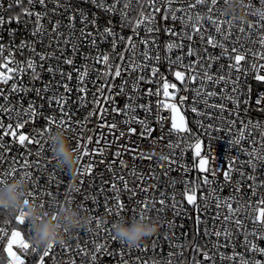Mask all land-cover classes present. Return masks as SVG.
I'll use <instances>...</instances> for the list:
<instances>
[{
    "label": "built area",
    "instance_id": "obj_1",
    "mask_svg": "<svg viewBox=\"0 0 264 264\" xmlns=\"http://www.w3.org/2000/svg\"><path fill=\"white\" fill-rule=\"evenodd\" d=\"M104 2L111 5L113 0H104ZM0 3L4 5L3 8H0V15H3L5 20H7L9 16H14L16 13L20 12V8L17 7L11 10L8 9L7 6L9 3H12V0H0ZM243 3L244 5L251 3L254 6L252 8L244 7L246 14L245 19L241 20L237 16L233 19L234 15L223 16L220 12H215L214 18L218 17L223 20H232L229 38L223 41L226 47L230 49L235 43L242 52L248 49L259 51L261 50V46L258 41L261 36H264V27H262V25H264V20H261L258 15H254L253 12L261 8V2L260 0H243ZM141 4L144 5L145 13L152 11L145 0H140V4H138L136 0H132L130 8L125 10L128 13L127 20L131 22L128 23L121 18L119 11L107 13L102 8H98L93 0H59V6L55 0H46V9L39 4V0H35L33 5H29L27 0H24L23 6L25 8H29L33 12L48 11L49 13V15L42 20L47 32L45 33L42 43H35V52L30 51L27 47L23 49L19 47L22 41L33 42L36 39L31 34L34 28L33 22L35 16H22L19 23L15 21L12 23L6 22L3 26H0V44L5 46L4 52L0 54V65L4 63V58L9 57V52H11L14 62L9 66L19 67L23 64L25 68L23 74L17 75L16 80L18 86H21L19 82L22 81V86L28 89L27 92L9 95L7 106H15L16 110H22L27 109L29 103H33L40 113L34 120L23 117L27 119L28 122L25 124L24 129L19 130L24 134H30L34 141L39 140V144L33 143L32 145L20 146L18 143L13 142L11 137H5L3 141H0L10 147V151L3 153L5 159L0 161V173L15 167L17 172L8 178V182H11L12 179L22 176L25 171H31L33 173L32 177L30 179L25 178L29 183V190L34 192V195L38 197L35 200L37 202H43L45 208L49 210L58 205V203L67 196L70 195L73 197L74 206L82 208L84 214L92 217V221L88 228L76 230L67 234L65 242L71 246L72 251L76 249L78 241L81 247L86 244L88 250L93 248V240H96L97 243L107 244V251L98 254V264H124V261H127L128 264H154V262H156V264H167L168 253H177L180 251L183 252V256L174 255L172 257L173 264H195L196 261L201 260V257L198 252L193 251L194 245H200L203 250L209 251V254L213 255L212 249L217 243L218 238L211 233L214 227L217 229L221 227L223 223L222 217L226 212V209H220L221 219H215L217 209L215 208L213 193H215L216 196L228 197L233 192L234 182L241 180L239 174L241 171L252 174V168L245 163L249 159L247 152H251L253 148H255L257 150L256 154L264 155V151H261L264 141H262L260 135L264 127L257 129L249 127L245 129L244 125L239 123L236 116H232V119L237 120V123L235 126L229 127L226 124L220 123L218 120L213 121L212 115H218V110H207L209 111L208 117H198L191 111L192 102L196 99L193 89L200 87L199 79L195 83H189L187 89H185V86L176 81L173 75L174 71L178 70V65H173L170 61L176 60L177 56L184 57V64L194 61L196 56H187L190 43L199 55L205 56L203 51L204 45L200 42L199 37H194L192 42L185 39L183 41L185 45L183 49L174 48L171 52H168L165 45L169 40H174L176 43H180V41L175 37L169 36L164 31L147 34L144 31L143 25H141L138 30V38L134 37V42L137 45L135 56H133L131 52L125 51L127 47L126 41H118L117 47L115 51H113V37L108 36L104 38L102 36L104 29L106 27H111L116 37L122 36L127 38L128 36H132L133 25L136 19L139 18ZM216 7L218 9H225L226 5L223 3V0H218ZM117 8L122 9L123 2L117 5ZM52 9H56L55 15L52 14ZM194 11L203 13L206 12V8L198 7ZM81 13L87 17L89 23L85 24L81 22ZM73 14L76 15L74 27L68 23V17ZM156 19L159 22V27L163 29L165 27L164 22L160 21L159 16H157ZM56 20L61 21L63 27L60 31L63 32L65 36L74 33V42L77 43L78 52L73 53L71 45H61L60 47L63 49L62 55L55 44H53L52 47L48 46V33L51 31V23H49V21L55 23ZM92 21H95V23L93 24ZM167 24L168 26H173L171 20H169ZM249 24H252L254 27L249 29ZM204 25L206 28L211 27L206 21ZM174 26L177 31H180L182 27L179 22ZM223 27L226 30V34H228L227 25L225 24ZM241 27L245 29L244 32L240 31ZM84 28H86L88 32L93 33V37L96 40L95 46L91 45V38H89V41H75V37H79L81 29ZM212 31L214 33V29H212ZM189 32H191V29H189ZM146 36L149 39L155 40V44L149 45V54L151 57L159 55V62L155 59L144 61L142 53L145 51V46L139 43V40ZM217 39H220V37L217 36ZM254 41L256 43H253ZM53 51H55V56L59 57V59L41 61L39 55H37L38 53L48 54ZM220 51L219 48L212 49L209 47L208 54L219 56ZM120 53H123L125 56L123 64L119 59L118 54ZM102 54H108L110 56V63L121 65L122 75L124 79L128 81L124 87V94L115 96V105L106 103L104 97L109 94V88L112 89L113 94L118 92L119 89L115 86L122 84L123 81L121 78L113 80L112 77L109 76L107 84H105V78L100 74L107 71V69L103 63H97L95 60L97 55ZM64 57L72 58L74 63L72 65L64 64ZM29 58L35 61L36 75L39 76V79H34L32 71L27 69L26 62ZM130 60H134L136 64H147L148 67L144 69L143 72H125L124 68L128 66ZM228 63L229 60L226 56L221 58L218 63L213 66L211 70L212 73L215 74L221 65H227ZM249 63H251V57H249ZM153 66L159 69L155 77L151 76V68ZM49 67L62 70L65 76L61 77L59 71L55 73L48 72L47 69ZM0 70L3 69L0 68ZM77 70H79V72H87L83 83H80L78 80ZM114 70L113 68V73ZM225 71H227L226 68ZM197 72H199V69H197ZM68 73L72 74V79L70 81L67 80ZM140 75H144L146 80L151 79L152 82L140 81V91L135 92L132 89V83ZM200 75L202 76V73H200ZM254 76L255 74L252 73L249 68V73L241 77V87L243 88L244 94L241 95L239 119H242L245 124L251 121L253 124L258 122L264 126V99H260L259 104L256 103L260 94L264 93V82H257ZM165 78L170 83H176L177 87L181 89V91L176 94L177 101L181 95H186L188 97L187 102L180 105L181 113L185 116V121L189 129L187 133H170L171 113L166 109H158L157 107V101L164 100L162 83ZM12 82L13 81H9L8 85L0 83V89H4L5 94H8ZM64 83H67L68 87L72 89L71 92L65 93L62 87ZM45 85L49 86V91H41V93L37 95L36 89H43ZM231 86V83L228 84L227 88H225L223 84L216 85L215 89L206 86L204 90H215L217 93L230 92ZM79 87H86L87 93L79 92ZM101 87H103V95L97 91V89ZM249 87L251 88L250 96L247 95ZM149 89H151L153 93L159 90L161 93L160 96L147 95L146 93ZM170 91L173 90L170 89ZM61 95L66 98L64 110L71 115V125L66 122L61 126L59 123L62 114L53 97H59ZM129 95L134 97V103L136 105L143 104L150 106V112H145L143 109L136 107L132 115L136 116L138 119L145 120L149 127L155 129L152 136H162V140L153 143L151 139L141 138L139 133L143 131V126L133 123L131 127L136 128L137 134L128 135L126 138H122L119 141H113V137L108 132V129L99 127L102 121L99 120L98 115H93L89 118L86 128L81 129L80 125L76 123L77 121H83L90 112L94 110L98 111L94 102L97 98L100 100V107L110 109L112 106H119L123 108V106L128 103ZM82 97L84 98L83 103L81 102ZM245 99H248L250 102L244 104L243 100ZM199 100L200 102L197 104L198 110L201 112L206 111L205 105L202 102L203 96H201ZM221 102L225 103L229 110L225 113L227 118L231 115V110L233 109L232 103L222 101L220 95L209 100L210 104H219ZM5 103L3 98L0 97V104ZM158 114L163 118L162 121L157 120ZM49 116L54 117L56 122L50 126L49 132L41 136L39 133L44 127L48 126L45 118ZM113 116L114 114H108L105 120L111 122ZM123 118L122 115H115V120L117 122L121 121ZM0 119H2L5 125L9 123L6 114L0 113ZM197 120H200L205 127H200ZM15 122V111H13L12 123ZM208 123H214L215 125L210 135L205 134ZM119 127L121 130H126L128 126L121 123ZM57 129H67L73 148H77L78 143L85 142L86 137L89 135L93 136V143L89 145V147L95 148L97 147V138H100L101 134H103L100 139L99 147L103 148L105 152L104 163H99L101 159L99 156L86 157L84 160L80 159L79 171L75 179L79 191H72L69 188V184L73 180V177H71L67 168L58 166L54 158V144L52 143L51 137ZM72 129H75V131ZM242 132H244V138L241 140V143L239 145H232L231 141L239 138ZM198 140L202 145V155L209 161L207 167L210 170L208 174L210 183L207 185L202 184L204 173L199 172L196 167L198 158L195 156L196 149L194 145ZM253 141H255V144H253ZM168 143H172L174 146L179 145V148L174 147L173 149H169L167 147ZM106 145H111V147H106ZM118 146L136 148L134 154L137 155V157H139L141 151H143L146 156L152 153H154V155H152L151 160H141L139 158L134 160L133 153L125 152L121 158L125 161L127 167L121 168L119 166V159L112 155V153L118 150ZM241 149H247V152L241 151ZM121 150H123V148H121ZM29 152L31 155H29ZM78 153L80 157L81 153L79 149ZM161 155L168 156L170 159H175L177 161V164L172 165L171 171L167 170L168 161H160L159 157ZM13 158L19 161V163L13 164ZM25 159L36 166L30 169H22L20 164H23ZM113 159H117L116 165L114 166L115 172L125 177L128 181L129 188H134L136 190L135 194L128 191L119 192L120 202L124 204L123 209H118L114 206L116 204L115 197L117 194L116 191L111 188V182L114 180V176L113 172L109 171L107 167L109 162ZM229 161H235V168L238 169V171L232 173L233 182L226 184L223 179V170L226 169ZM88 162H93V172L91 174L82 175V167ZM253 162L257 163L255 175L258 179L255 182L249 181L246 178L244 179L242 191L245 194V199L242 203L254 202L259 196L264 195V187L257 189L256 197H252L248 188L249 184H259L261 181H264V167H260L255 159ZM161 164H163L164 167H161ZM133 168L136 169V176L131 175ZM211 170H215V176L211 174ZM141 173L144 174L143 179H138ZM185 181L192 182L189 184V187H197V204L199 205V212H197L196 207L189 205L183 197ZM142 188L148 190L145 192L141 190ZM117 189H123V184L117 182ZM48 192L52 193L51 197L47 195ZM204 196L207 197V208H205V200L201 199V197ZM172 197H175V203L177 205L175 209L172 207L174 203ZM162 198L166 201V205L163 206V208L158 203ZM144 200L149 201L148 211L144 212V216L149 218L150 221H158L161 223L162 227L159 233L154 237L148 238L139 248H129L128 244L119 239L116 241L111 240L110 236H114L112 228L113 223L121 218L129 220L140 218V210L144 208V205L140 202ZM50 203L52 207H49ZM236 206L234 202L233 207ZM108 208H111V212L107 211ZM197 215H200L202 223L200 225L199 236L194 239V237H196L195 219ZM238 215H240L242 219H245L246 228L236 229L235 225H231L230 230L234 231V237L233 240L227 242V246H225L223 237L219 238L221 247L216 250L214 264H237V262L234 261H222L219 256L220 252L231 256L233 251L244 253L245 258L249 260L259 259L264 261V255L245 251V235L251 232L255 226L251 223L250 219L245 217L243 212ZM97 219L100 220L102 224L100 229L96 227ZM6 220L10 223L6 224ZM26 223L30 225L28 221ZM13 227H19L15 223L14 216H9L5 211L0 210V228H6L10 234ZM205 228H207L209 232L207 237L204 235ZM185 234L187 235L185 236ZM24 235L31 243L30 237L32 235V230L29 232L25 229ZM97 235H99V239H97ZM165 236H168L169 239L165 240ZM249 239H252V237H249ZM153 240L157 241V249L155 251L152 249ZM256 242L259 247H264V240H256ZM6 243L7 238L0 240V264H7V253L3 250ZM172 245H183V247L174 248ZM43 248L44 247L39 246L38 251L40 254H42ZM54 249L55 259L48 261V264H66V262H70L71 259H75L77 264H80L83 259L82 255L73 256L68 250L62 251L59 244H54ZM14 250H17L15 246ZM121 252H123V256H121ZM38 259L39 257L36 253L29 252L27 254L26 264H38Z\"/></svg>",
    "mask_w": 264,
    "mask_h": 264
},
{
    "label": "snow or ice",
    "instance_id": "obj_2",
    "mask_svg": "<svg viewBox=\"0 0 264 264\" xmlns=\"http://www.w3.org/2000/svg\"><path fill=\"white\" fill-rule=\"evenodd\" d=\"M57 5L59 6V0H55ZM93 2L96 4L98 8H102L107 13H115L117 11L120 12L121 18L131 23L127 20L128 13L125 11L126 9L130 8L132 0H113V3L111 5H108L104 2V0H93ZM123 2V8L118 9L117 5L121 4ZM138 4H140V0H136ZM148 7L152 9L151 12L145 13L144 11V5H140V12H139V18L136 19L135 24L133 25V35L125 37H116L115 32L111 27H106L102 33V36L104 38L111 36L113 37L112 41V49L115 51L117 47V42H125L127 44V47L125 48L126 52H131L133 56H135L136 51V43L134 42V37L138 38L139 36V29L140 26L143 25L144 31L147 34H153V33H159L161 31H164L171 37L177 38L180 43H176L174 40H169L165 47L168 52H171L174 48H184L183 41L186 39L189 42H192L194 40V37H199L200 42L204 45L203 51L205 53V56L199 55V53L194 50L192 44H189L187 56L193 57L196 56V59L194 61H190L188 64H184L183 60L184 57L177 56L176 60L170 61L173 65H178V70H175L173 75L175 77V80L180 82L181 85L185 86V89H187V85L189 83H195L199 79L200 87L193 89L195 92L196 99L193 100L191 111L195 113L198 117H208L209 111L207 110H218L219 114H213L212 119L213 121L218 120L222 124H226L229 127L235 126L237 123V120L232 119V116H236L239 120V123L244 125V128H262L260 123L253 124L251 121H248L247 124L244 123L242 119H239V111H240V104H241V95L243 93V88L241 87V77L243 75H247L249 73V68L252 73L255 74L254 78L257 82H264V36H261L258 43L261 46V50L257 51L255 49H248L244 52L238 48L235 43L233 46L229 49L226 47L225 43L223 41L228 40L230 30L232 28V20H223L214 18L215 12H220L221 15L227 16L228 14L225 12L224 9H218L216 6L218 4V0H145ZM261 2V8L258 10H255L253 12L254 15H258L261 20H264V0H260ZM27 3L29 5H33L35 3V0H27ZM223 3L227 5L228 0H223ZM39 4L46 9V0H39ZM24 0H12V3L8 4V9L11 10L14 7L20 8V12L16 13L14 16H9L7 20H5V17L3 15H0V26H3L6 22L12 23L15 21L16 23H19L22 16L27 17H33L35 16L34 20V28L32 31V36L36 39L33 42H21L19 47L21 49L27 47L30 51L35 52V43H42L43 38L45 36V33L47 32V29L45 28V25L42 23V20L49 15L48 11L43 12H33L29 8H25L24 6ZM179 5V6H176ZM3 3H0V8H3ZM198 7L200 8H206V12H200V11H194ZM244 7L252 8L254 7L251 3L248 5H244ZM52 14H56V9H52ZM81 16V22L82 23H89L87 21V17L84 16L83 13L80 14ZM159 16L160 21H163L165 24V27L161 29L159 27V22L157 21L156 17ZM236 17L233 16V19ZM76 20V15L73 14L68 17V23L69 25L74 27ZM171 20L173 22V26H168L167 22ZM207 22L211 27L206 28L204 25V22ZM179 22L182 26L180 31H177L175 28V24ZM51 23V31L48 33V39H49V47H52L53 44L56 45V48L61 51V54L63 55V49L60 47L61 45L68 46L71 45V49L73 53L78 52L77 43L74 42V33H70L68 36H65L63 32L60 31V29L63 27L60 20H56L55 23ZM94 24L95 21H92ZM227 25L228 34H226V30L223 27L224 25ZM254 27L252 24L248 25V28L251 29ZM264 27V25H262ZM189 29H191V32H189ZM214 29V33L212 31ZM241 32H244L245 29L243 27L240 28ZM217 36L220 37V39H217ZM89 38H91L90 43L92 46L96 45V40L93 37V33L88 32L86 28L81 29L80 36L75 37V41H89ZM139 43L143 44L145 46V51L142 53L144 61H151L152 59H155L157 62L160 61V56L157 55L155 57H151L149 54V45L155 44L154 39H149L147 36L143 39L139 40ZM253 43H256L255 41ZM216 49L219 48L220 54L219 56H214L211 54H208V49ZM242 47V46H241ZM5 50V46L3 44H0V54H2ZM39 59L41 61L49 60V59H59V57L55 56V51L52 53L44 54V53H38ZM119 59L121 63L123 64L125 60V56L123 53L118 54ZM227 57L229 60V63L227 65H221L220 68L217 69L216 73H212L213 66L218 63V61L223 58ZM206 57V58H205ZM249 57H251V63H249ZM95 60L97 63H103L107 71L101 73L100 75H103L105 78V84H107L108 77L111 76L113 80L116 78H121L123 83L120 85H116L115 87L119 89L118 92L115 94L112 93V89L109 88V94L104 97V100L106 103L115 105V96L117 95H123L124 94V87L128 83L127 79H124V76L122 75L121 65L120 64H113L110 63V56L108 54H102L97 55L95 57ZM14 62L12 58V53L9 52V57L4 58V63L0 65V68L3 70H0V83L4 85H8L9 81H13L11 84L10 92L8 94H5L4 89H0V97L3 98V100L6 102L5 104H0V113L6 114L7 118L9 120V123L6 125L3 123L2 119H0V141H3L5 137H11L13 142L18 143L20 146H26V145H32L33 143L39 144V140H33L30 134H24L23 132L19 131L24 129L25 124L28 122L27 119H24L23 117H27L28 119L34 120L37 116L40 115L38 112L36 106H34L33 103H29L27 109L22 110H16L15 106L8 107L7 102L9 101V95L11 94H18L20 92H27L28 89H25L22 86V81H20V85L18 86L17 83V75L23 74L25 71V68L23 67V64H21L19 67H10L9 65ZM27 69H30L33 74L34 79H39V76L36 75V64L35 61L32 58H29L27 60ZM63 63L67 65H72L74 63L72 58L64 57ZM42 66V65H41ZM148 67L147 64H136L134 60H130L128 63V66L124 68L125 72H131L135 73L137 71L143 72L144 69ZM114 70V73L112 72V69ZM225 68L227 71H225ZM197 69H199V72H197ZM48 72L55 73L56 71L60 72L61 77L65 76V73L62 70L55 69L53 67H49ZM78 71V80L80 83H83V80L85 76L87 75V72H79ZM159 72V69L155 66L151 68V76L155 77L157 76ZM195 73V74H193ZM202 73V76L200 75ZM72 79V74H67V80ZM140 81H146L148 83H151V79H147L144 75H140L136 78V80L132 83V89L135 92H139V83ZM231 83V90L230 92H222L217 93L215 90H209L205 91V87H209L212 89H215L216 85L223 84L225 88H227L228 84ZM60 86V85H58ZM62 87L65 90V93H69L72 91L68 87L67 83H64ZM172 89L173 91H170ZM43 92L49 91V86L45 85L43 89H36L37 95H39ZM79 92L87 93L86 87H79ZM97 91L103 95V87L98 88ZM181 89L177 87L176 83H170L166 78L163 79L162 83V94L164 97V100H158L157 101V107L158 109L163 108L171 113V128L169 130L170 133L175 132L177 134L180 133H187L189 131L187 127V123L185 121V116L181 113L180 105H183L185 102H187L188 97L186 95L179 96V100L177 101V92H180ZM251 88H248L247 95L250 96ZM147 95H157L160 96V91L153 93L151 89L147 90ZM217 95H220L222 101H228L231 102L233 105V109L231 110V115H229L227 118L225 116L226 111H229L226 107V104L221 102L219 104L217 103H209V100L213 97H216ZM203 96V104L205 105L206 111H199L197 104L200 102L199 98ZM57 105L60 108L61 111V119H60V125H64L66 122L71 125L72 119L69 112L64 110V105L66 102V98L61 95L59 97H53ZM260 99H264V93L260 94V97L257 99L256 103H260ZM81 102H84V98H81ZM95 104L97 106V110H94L93 112H90L88 116L84 118L83 121H77L81 127V129L86 128L87 123L89 122V118L93 115H98L99 120L102 121L99 124L100 128H107L108 132L112 135L113 141H119L122 138H126L128 135H135L137 134V130L134 127H131L133 123L140 124L143 126V131L139 133V136L141 138L145 139H151L153 143H156L158 140H162L163 137H153L152 133L155 131V129L148 126L145 120L138 119L136 116L132 115V113L135 112L136 107H139L143 109L145 112H150L151 108L148 105H136L134 103V97L131 95L128 96V103H126L123 108L119 106H112L110 109L106 107H100V100L97 98L95 101ZM250 101L248 99L243 100L244 104H248ZM19 103V102H18ZM15 111V117L16 122L12 123V113ZM108 114H114L113 120L111 122H107L105 120L106 115ZM115 115H122L124 118L117 122L115 120ZM162 117L157 115V120L162 121ZM47 127H44L39 135L43 136L44 133L50 131V126L54 124L55 118L52 116L45 118ZM124 124L128 126L126 130H121L119 125ZM197 123L200 125V127L204 128L205 125L200 121L197 120ZM215 125L214 123H208L205 134L210 135L211 131L214 129ZM75 131V129H72ZM218 130V129H217ZM118 133V134H117ZM97 138L96 144L97 147L90 148L89 145L93 143V136L89 135L86 137L85 142L78 143L77 149L80 150V159L84 160L86 157H95L99 156L101 159L99 160V163H104V157L105 152L103 148L99 147L100 139ZM262 141H264V130L260 133ZM83 138V137H81ZM244 138V132L241 133L240 137L237 139H234L231 141L232 145H239L241 143V140ZM253 144H255V141H253ZM106 147H111V145H106ZM138 147V146H137ZM167 147L169 149L179 148V145H173L172 143H168ZM201 142L198 140L196 144L194 145L195 156L198 158V162L196 164V167L199 172L204 173L202 184L207 185L210 183L209 181V168L207 167L209 161L207 158H205L201 153ZM123 148V150H121ZM10 151V147L6 145L3 142H0V161H3L5 159L3 153ZM241 151L247 152V149H241ZM261 151H264V144H262ZM125 152L133 153V159H149L151 160L152 155L154 153L145 155L143 151L139 153V157L135 155L136 148H127L123 146H118V150L112 153V155L119 159V166L121 168H126L127 165L125 161L121 158ZM257 150L253 148L251 152H247V155L249 156V159L245 162L248 166H250L253 170L252 174H247L245 172H240L241 180L234 182L233 184V192L228 197H221L216 196L215 193H213V199L215 201V208L217 209L215 219L220 220L221 219V212L220 209H226L225 214L222 217L223 223L221 224V227L219 229L213 228L212 235L218 238L217 243L213 246L212 252L213 255L209 254V251L203 250L200 245H194L193 251H196L199 253L201 260H198L195 262V264H214L215 261V254L216 250L221 247L219 244V238L223 237L225 241V246H227V242L233 240L234 237V231L230 230L231 225H235L236 229H245V219H242L239 213H244L245 217L247 219L251 220V223L255 226L251 230V232H248L245 235V251L246 252H253V253H259L260 255H264V247H259L256 240H264V195L259 196L258 199H256L254 202L249 203H242V201L245 199V194L242 191V185L244 182V179L246 178L249 181L255 182L258 177L255 175L256 169H257V163H254L253 160L255 159L260 167H264V155L256 154ZM23 155V154H22ZM29 155L31 153L29 152ZM117 159H113L109 162L107 165L109 171L113 172L114 180L111 182V188L116 191V204L114 205L118 209H123L124 204L120 202L119 192L120 191H128L135 194L134 188H129L128 181L125 179L123 175H119L115 172L114 166L116 165ZM160 161H168V171H171L172 165L177 164V161L175 159H170L168 156L161 155L159 157ZM13 164H18L19 161L15 160L13 158L12 161ZM33 163L29 162L27 159L24 160L23 164H20V167L22 169H30L34 167ZM161 167H164L163 164L160 165ZM183 167V166H181ZM151 171V169H150ZM234 171H238V169L235 168V161H229V163L226 166V169L223 170V179L227 183H232V173ZM17 172V169L15 167H12L10 170H5L3 173H0V184L7 183L8 178L15 174ZM93 172V162H88L82 167L81 174H91ZM211 174L215 176V170H211ZM33 173L31 171H25L23 173L24 178H31ZM131 175L136 176V169L133 168ZM144 174L141 173L138 177V179H143ZM117 182L123 184V189H117ZM185 190L183 192V197L187 201L189 205H193L196 207L197 212H199V205L197 204V187L192 186L189 187V184L192 182L185 181ZM264 187V181H261V183L256 184L252 183L248 185V188L251 192L252 197L257 196V189ZM142 191H147L148 189L142 188ZM79 191V189L77 190ZM47 195L49 197L52 196L51 192H48ZM30 198L37 199L38 197L34 195V192L30 191L29 193ZM174 203L172 207L175 209L177 207L175 203V197H172ZM201 199L205 200V208L208 207L207 205V197H201ZM236 203V207H233V203ZM27 203V200L25 201ZM144 205V208L140 210V216L141 218H144V212L148 211V204L149 201L144 200L141 201ZM158 203L162 206L166 205V201L162 198L158 201ZM45 207V204H43ZM49 207H52V204H49ZM108 212H111V208L107 209ZM119 214V213H118ZM178 214V213H177ZM95 219V218H93ZM14 220L17 226L19 227H13L10 231V234L6 228H0V240H3L7 238V243L4 247V252L7 253V264H26L27 254L29 252L36 253L39 257L38 264H48V261L55 259V249L54 244H49L46 247L43 248L42 254L38 251L39 246L33 245L29 242L28 239L25 238L24 230L27 229L29 232L32 230L31 224H27V219L25 215V211L23 209L19 210L18 213L14 216ZM5 223H10L9 221H5ZM202 223L200 215L196 216L195 224H196V237L198 238L200 233V225ZM96 227L97 229H100L102 227L101 221L96 220ZM187 234H185L186 236ZM204 235L207 237L209 235V232L207 228L204 229ZM249 237H252V239H249ZM97 239H99V235H97ZM110 239L113 241L117 240L116 236H110ZM169 239L168 236H165V240ZM93 248L91 250L87 249V245L85 244L83 247H81L80 242H77L76 249L74 251L71 250V246L64 243H60L59 246L61 250H68L71 252L73 256H83V259L81 260L80 264H98V254L103 253L107 251V244H101L97 243L96 240L92 241ZM14 246L17 250H14ZM129 248H132L131 245H128ZM140 246H137L139 248ZM174 248H182L183 245H172ZM152 249L155 251L157 249V241L153 240L152 242ZM147 250V249H144ZM111 254V253H110ZM174 255L183 256V252H169L168 253V261L167 264H173L172 257ZM121 256H123V252H121ZM220 259L228 260V261H234L237 262V264H264V261H261L259 259L249 260L245 258L244 253H237L233 251V254L231 256L226 255L223 252L219 253ZM47 258V259H46ZM66 264H77L75 259H71L70 262H66ZM124 264H128L127 261H124ZM156 264V262H154Z\"/></svg>",
    "mask_w": 264,
    "mask_h": 264
},
{
    "label": "clouds",
    "instance_id": "obj_3",
    "mask_svg": "<svg viewBox=\"0 0 264 264\" xmlns=\"http://www.w3.org/2000/svg\"><path fill=\"white\" fill-rule=\"evenodd\" d=\"M224 10L228 15L237 16L241 20L246 18L243 0H228ZM51 140L56 163L68 169L73 177L69 188L77 191L75 179L80 165L78 149L73 148L67 129H57ZM29 193V183L23 176L0 184V210L9 216H15L21 209L25 211L26 219L32 226L30 240L33 245L46 247L49 244L64 243L67 234L90 226L92 217L84 214L82 208L75 207L70 195L49 210L43 206V202L30 199ZM161 227L160 222L150 221L147 217L131 220L121 218L112 225L114 236L132 247L140 246L148 238L156 236Z\"/></svg>",
    "mask_w": 264,
    "mask_h": 264
}]
</instances>
